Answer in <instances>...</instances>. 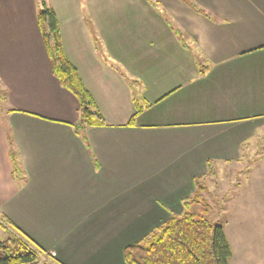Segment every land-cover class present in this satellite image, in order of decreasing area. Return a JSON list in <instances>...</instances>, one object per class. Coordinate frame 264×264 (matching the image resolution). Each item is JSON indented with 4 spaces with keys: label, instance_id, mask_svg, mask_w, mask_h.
I'll return each mask as SVG.
<instances>
[{
    "label": "crops",
    "instance_id": "1",
    "mask_svg": "<svg viewBox=\"0 0 264 264\" xmlns=\"http://www.w3.org/2000/svg\"><path fill=\"white\" fill-rule=\"evenodd\" d=\"M46 1L105 124L74 128L36 0H0L3 224L63 264H126L194 178L247 163L225 213L228 264H264V0Z\"/></svg>",
    "mask_w": 264,
    "mask_h": 264
},
{
    "label": "trees",
    "instance_id": "2",
    "mask_svg": "<svg viewBox=\"0 0 264 264\" xmlns=\"http://www.w3.org/2000/svg\"><path fill=\"white\" fill-rule=\"evenodd\" d=\"M196 10L200 8L189 2ZM36 22L49 58L52 74L62 87L69 90L79 103V120L76 130L88 126H102L104 117L92 96L82 83L80 76L64 54L56 14L46 0H36ZM133 123V117L128 124ZM12 154L13 164L16 160ZM207 175L213 172L207 160ZM206 181L194 178V190L181 201L180 214H171L166 222L157 226L124 250L126 264H228L232 255L224 233L225 215L213 212L205 196ZM213 212V214H212ZM3 220V219H2ZM12 228L0 239V264H30L38 262L44 255L43 264H63L53 254L36 244L7 219Z\"/></svg>",
    "mask_w": 264,
    "mask_h": 264
},
{
    "label": "rangeland",
    "instance_id": "3",
    "mask_svg": "<svg viewBox=\"0 0 264 264\" xmlns=\"http://www.w3.org/2000/svg\"><path fill=\"white\" fill-rule=\"evenodd\" d=\"M0 108H4V104H0ZM4 113H2V119L4 120ZM11 152L9 151L10 163L13 164ZM250 163V161H248ZM1 168L3 169V173L6 170V165L1 163ZM247 163L242 164H228L220 170L218 175L210 177L207 181V191L205 192V196L209 203L212 205L213 212L218 211L221 215H225L226 211L230 208L232 203L233 195L236 193L237 185L244 178L246 172ZM0 171L2 173V170ZM11 169V167H10ZM13 172V169H11ZM212 212V214H213ZM1 219V218H0ZM3 222L0 220V239L4 238L7 235L6 229L2 227ZM10 229V226L7 228ZM12 231V229H10ZM45 261L44 255L41 256L39 262Z\"/></svg>",
    "mask_w": 264,
    "mask_h": 264
}]
</instances>
